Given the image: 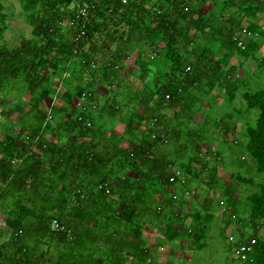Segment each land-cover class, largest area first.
<instances>
[{
	"label": "trees",
	"instance_id": "1",
	"mask_svg": "<svg viewBox=\"0 0 264 264\" xmlns=\"http://www.w3.org/2000/svg\"><path fill=\"white\" fill-rule=\"evenodd\" d=\"M20 1L32 26V37L12 47L0 45V90L11 93L18 82L25 83L29 101H37L30 104V110L38 108V120L33 125L25 120L28 126L36 127L19 140L25 147L18 142L0 147V264H148L154 250L143 242L148 219L167 226L170 241L187 240L192 235L206 238L215 218L209 195L200 203L194 190L188 191L193 193L190 205L194 201V211L172 213L168 209L177 183L188 188L196 171L188 163L184 167L189 178H180L170 160L155 152L157 143L166 144L169 139L160 130L157 110L146 103L144 125L138 131L130 127V132H124L140 131L146 137L139 144L120 149L105 144V120L125 109L118 107L120 94H110L96 118L98 75L101 82L121 85L130 77L128 61L133 56L141 74L154 67L158 79L164 76L160 87L170 93V99L164 98L169 107L201 79L214 80L219 75L242 79L238 59L225 66L224 59H217L218 53L233 58L242 51L238 38L245 37L248 48L255 44L254 37L242 32L244 25L260 29L259 22H251L250 17L264 16V0H223L220 7V0ZM80 6H88L86 16L79 14ZM4 8L0 0L1 36L9 28ZM84 22L86 35L76 40ZM78 63L82 65L78 73L89 74L88 83L85 85L81 76L72 88L64 75L66 71L77 73ZM49 68H54L53 72ZM56 75H62L61 97L67 91L78 92L70 113L58 124L53 122L56 113L66 109L51 104L44 112L41 106ZM52 91L60 92L56 88ZM83 94L88 99L80 105ZM243 97L250 108L260 109L256 124L246 126L244 148L257 172L264 174V89L244 91ZM50 110L53 119L46 123ZM238 127L231 128L235 131ZM184 146L188 149L189 144L180 145ZM106 147L114 159L107 158ZM122 169L124 177L115 183ZM131 171L137 174L135 180ZM211 181L214 189L220 185L234 196L230 200H236L238 193L231 185L259 187L249 194L248 219L238 220L249 232L239 241H255L247 264H264V180L239 171L232 176L234 184L223 185L216 177ZM53 219L67 231H53ZM176 222L179 227L175 228Z\"/></svg>",
	"mask_w": 264,
	"mask_h": 264
},
{
	"label": "rangeland",
	"instance_id": "2",
	"mask_svg": "<svg viewBox=\"0 0 264 264\" xmlns=\"http://www.w3.org/2000/svg\"><path fill=\"white\" fill-rule=\"evenodd\" d=\"M2 1L5 5L4 11L7 13V22L9 24V28L3 36L0 35V45L12 47L27 42L32 37V26L28 19L27 13L23 8L22 2L20 0ZM218 2L219 4L216 5L222 6L223 0H220ZM216 14H218V12H216ZM261 16L263 15H260V17ZM250 18L252 19L251 22L253 23L260 22L257 17L252 16ZM259 26L260 29L257 31H255V28L252 27V33L258 35H256V40H254L255 44L250 45L251 48H248L247 46L246 48L241 47L242 51H235L236 55L233 57V61H235L236 58L238 59L239 67L237 71L242 79H233V77L223 79V75H219L216 77L214 76V80H212L211 78H209V80L205 79L207 81L201 79L202 82L200 81L198 85L192 87L190 86L185 92H182V100L178 101V103L174 105H171L173 109L178 108L177 110L180 113H183V115H185L186 117H189V114L200 115L199 113L201 112L203 115H206L210 118L209 121L214 120L213 118H217V120H219L221 116L225 114H227L228 116L236 114L241 122V125L239 124L238 129H236L235 131L231 130L228 134V137L231 139L232 143L235 142L232 138H239V140L241 141L245 139L244 133H246V124H256L257 119L260 115V109L250 108L243 97L244 91L255 92L260 89H264V22L260 23ZM254 31L257 33H255ZM245 41L247 42V39ZM218 58L224 59L223 63L226 66V61L231 60L232 56L227 55L224 57L222 53H218L217 59ZM133 61L134 57L132 56L131 58H129L128 63L130 67H128L130 68L129 71L133 72L136 77L134 81L140 82L138 85L134 82H123L119 86L117 84L106 82L104 83L101 82V77L99 75V81L97 85L99 92L97 94L98 106L95 108V114H97L96 118L100 115L101 112L104 111V109L103 111L100 109L103 106L104 108L106 107V98L109 97L110 94H120L119 96H122L124 100H126L127 97L132 98V103L134 99L136 106L135 110L133 109V106L129 107V109L124 108L125 110H129L124 111L125 113L123 112L124 116L128 118H125L121 112H117V114H114L113 116L112 114H110L112 117L105 120L107 122V125L103 129L105 130L106 128H110L111 130L117 127L119 130H122L123 132L121 136L123 138V141H121V144L125 146V148L133 140L146 137L144 135H141L140 131L133 133L135 131H138L139 127L141 128V126L144 125L143 118L146 103H148L149 106H153L155 104V101H157L156 98H154L156 94L161 97L159 100H162L163 95L165 98V91L162 89H160L161 91H159L157 90L158 88L156 89L154 86V84H156L157 86V83L154 82L155 79H157L155 81H157L159 84L165 82L163 81L164 76H162L160 72L161 68L158 69V73L162 77L158 79L157 71L156 69H154V71L147 76V80H145V75H141V73H138V71L140 72V70L138 67L137 69L135 68L136 64ZM81 68L82 65L78 63L75 67L77 73L71 74L66 73L67 71L65 72L64 76L67 77V85L70 84V86L73 88L72 84L77 81V78L80 79L81 76L83 77V82L85 83V85L88 83L89 74H87V72L82 74L78 73L80 72ZM53 69L54 68H49V71L53 72ZM44 73L48 74V70H46V72ZM61 76L62 75H56L52 77V83L49 84L48 90L44 92L45 103L41 105L44 106V112L49 109L51 104H55L56 106L66 109V111H60L56 113L55 120L53 121L55 122V124H58V122L62 121L63 118L67 117L78 94V92L72 93L67 91L62 94L61 97V93L64 89L63 86H61ZM122 76H124V72H122ZM144 80L146 82L149 80L151 81L145 84V82H143ZM234 83H236V86L232 87ZM26 87L27 85L25 83L18 82L11 93H9L8 90H0V147H2L5 143L13 142H18L25 147L24 143H21L19 140L23 139V137H26L27 133L30 130L33 131L36 128L35 126H28L25 123L26 120L28 124L33 125L34 120H38V108L30 110V104H36L37 101H35L34 103H32L31 100L29 101L30 96L26 91ZM55 88L58 89V91L60 90L59 94L52 91L55 90ZM228 88H230V90ZM157 91L158 93H156ZM219 95L225 98V100L223 99L221 103H219L217 99L213 100V97H217ZM198 97L200 98V101H198ZM139 100L140 104L138 102ZM203 103L211 104V107H209L208 105L207 107H205ZM123 107L124 105L122 103V110ZM119 120H121L122 123L120 122L117 125V122ZM230 121L231 120L229 119V117H226V119L224 120V122L231 126ZM97 122H99V120H97ZM212 124L216 125L218 129L222 128L221 124H219L218 121H212ZM214 125H212V127H215ZM179 126H181V123H179ZM130 127L132 128L133 132L124 135V132H130ZM182 127L184 129V133H190L186 130V124L182 125ZM198 129L201 128L197 126V130ZM114 130H116V128ZM24 133H26V135H23ZM200 134L201 138L197 140V144L194 143V145H192L191 140H189L188 149L186 148L185 150H183V152L190 151L188 154H186L188 158L184 160L185 162H190L188 161L190 159L189 157H193L194 155H196L197 157L198 151L196 150V148H200L201 146L203 151V148H205L202 144L203 139L206 141L208 140V142L211 141V134L206 128H204L203 132H201ZM50 136L51 134L48 133L47 137L50 138ZM238 147L241 148L240 145H238ZM209 151L210 150H207L206 152ZM234 167L232 168V170L235 169ZM240 172L244 176L252 177L257 181L264 180V174H260L259 172H257L256 164L254 163V161L253 163L251 161V164L249 162L247 167L241 168ZM132 176L137 177L136 174ZM227 177L230 178V175L228 174ZM208 178L210 179V177ZM201 182L202 177L201 181L198 177L192 178L188 188L181 191L178 195L180 198H183V196L189 195L188 191L194 190L197 193L196 200L200 203L203 200L201 199L202 196H210L215 218L211 222L206 238L202 239L201 237H199V235H192L190 237L191 241L189 240L188 243L187 240L183 239L176 240L174 243H172L166 237L165 226L162 228L163 224H156V228H153L152 231H149V234H145L144 236V239L147 238L148 241H154L156 244L155 248H157L153 250V258L149 261L150 263L148 264H247L246 261H242L235 256L234 246L236 243H231L230 236H235V242H237V240L239 241L241 237H247L249 235L248 230L246 231V228L244 230V227H242L240 221L244 222L248 219L250 213L249 194L257 191L259 187L249 184L231 185L235 188V190H237L236 192L238 193H236V200H230L233 199L234 196H231L230 193L225 192V189L219 188L220 185H216V188L214 189V186L210 185L209 183L210 180L208 181V183L205 182L204 184H201ZM178 184L179 183H177V185ZM230 184H234V182H230ZM223 185H229V183H223ZM193 204L195 205L194 201ZM235 204L236 206H238L239 204L236 212ZM193 206L189 207V211L195 210ZM196 208L200 210V206H198V204ZM175 251L176 253L174 254ZM125 264H131V262Z\"/></svg>",
	"mask_w": 264,
	"mask_h": 264
},
{
	"label": "crops",
	"instance_id": "3",
	"mask_svg": "<svg viewBox=\"0 0 264 264\" xmlns=\"http://www.w3.org/2000/svg\"><path fill=\"white\" fill-rule=\"evenodd\" d=\"M262 17H260L259 21L261 20ZM259 25H260V22H259ZM247 32L252 33V27L249 28L248 26L244 25V29H243L242 33H244L246 35V34H248ZM255 33H257V32H255ZM256 35L257 34H254V33H252V35L248 34L249 37H252V38L254 37V39L258 36V35L257 36ZM243 40L245 41V37ZM246 45H247V42H246ZM226 62H229L230 64L235 63V61H233V58L231 60L226 61ZM236 63L238 64V60ZM128 65H129V63H128ZM156 66L158 67L159 65H156ZM137 67L138 66L136 65L135 68L137 69ZM154 69L155 68L153 67V68H151V70L148 71V73L144 74L145 80H147V76L150 75L154 71ZM128 70H130V68ZM139 70H140V68H139ZM138 73H141V70H140V72L138 71ZM141 75H143V74H141ZM135 79H136V77H135L134 73L130 72V77H128L125 80V82H134L138 85L140 82L134 81ZM143 79H144V77H143ZM145 80L143 81V82H145V84L149 83V81H151V80H149L146 82ZM154 82L157 83V86H156V84H154L155 88L156 89L158 88L157 90L161 91L160 90L161 88H159V87L162 86V84H159L157 81H154ZM143 85H144V83H143ZM235 86H236V83H234V85H232V87H235ZM228 89L230 90V88H228ZM162 90H164L165 92L167 91V89H162ZM165 92H164V94H165ZM156 93H158V91ZM118 97H119V103H121V105L118 107H122V103H123L124 108H126V109H129V107H131V106H133L134 110L136 109L134 99H133V103H132V101H131L132 98L127 97V99L124 100L122 98V96H118ZM154 98H156L157 101H155V104L153 106H150V107L154 110H157L155 112V115H157L159 117V119L161 120V123H162L160 125V130H162L164 133H167L168 134L167 136L169 138L168 142L166 144L157 143L155 146V149H156L155 152L157 153L158 156H161V157H164V158L170 160L171 165L173 167V172H175L178 177L185 178V179H186V177L189 178V174L186 171L187 168L184 167V165L190 163L195 168V171H196L195 177L198 176V178H200V181H201V177H202L201 184H204L206 181H208V179H209L208 177H210V183L215 181V180L211 181L214 177H216L218 179L220 178L221 180L224 181V183H228V182L232 181V176L234 174H236L237 172H239L241 170V168L247 167L249 162L251 164L252 160L250 157H248V155L245 151V148H244V142H245L246 137L244 136L245 139H243L242 141L239 140V138H235V139L232 138L235 141L233 143L231 142V139L228 137V134L232 130L231 127H233V129H234V128H236V126H239V124L241 125V122H240V120L236 114H232L230 116L225 114V115L221 116V118L219 120H217V118H213L214 120H211V121H209L210 120L209 117H207L206 115H203L201 112L200 113L198 112L200 115L189 114V117H186L185 115H183V113H180L177 110L178 108L173 109L172 107L166 106L167 101L164 99V95L162 96V100H159L161 97H159L157 94L155 95ZM215 99H217L219 103H221L223 101V99L225 100V98H223L220 95L217 97L216 96L213 97V100H215ZM123 100H124V102H123ZM140 100L138 101L139 104H140ZM198 101H200V98ZM203 104L205 105V107H207V105L209 107H211V104H207V103H203ZM125 106H127V107H125ZM118 107H117V110H119ZM120 112L124 116L125 112L119 111L118 113H120ZM124 117L128 118L126 116H124ZM226 117H229V119L231 120L230 121L231 126L228 125L226 122H224ZM212 121H218L219 124H221L222 128L218 129V127H216V125L212 124ZM120 122L122 123V121L119 120L117 122V125ZM179 123H181V126H179ZM150 124H151V122H150ZM185 124L187 125V131H189L190 133L182 132V130H183L182 125H185ZM212 125H214L215 127H212ZM197 126H199L201 129L197 130ZM246 126H247V124H246ZM115 128H116V130H114ZM115 128L111 129V130H110V128L109 129L106 128L105 130H102V135H104L106 137L105 141L106 142L109 141L108 143L105 142V144L107 146H109L111 143V145H113V146L115 145L116 147H118L117 149L125 148V146H123L121 144V141H123V138L121 136L123 131L119 130L117 127H115ZM204 128L209 130V133L211 134V141L208 142V140L206 141L203 139L202 144L205 147V148H203V151H202L201 146H200V148H196V150L198 151L197 157H196V155H194L193 157H189L190 159L188 161H190V162H185L184 160L187 159L186 154H188L189 151L183 152V150H185L186 148L184 146L182 149L180 147V145H184L185 143H188L189 140H191L192 145H194V143L197 144V142H198L197 140L199 138H201L200 133L203 132ZM119 137H121V138H119ZM140 142H141L140 138H137L131 142L133 144L130 143L127 147L134 146L135 144H139ZM103 143L104 142H101L100 146H102ZM238 145H240L241 148L238 147ZM207 150H210V151L206 152ZM179 151H182V152L180 153ZM104 152L107 155V158L112 157L110 155L111 153L110 154L108 153L109 150L107 147L105 148ZM184 154L186 156H184ZM111 159H114V158L112 157ZM233 167L235 169L232 170ZM127 170L129 172V169H127ZM124 171H125V169L124 170L122 169L120 174H118L121 176L120 178L117 177L113 180L115 183L119 182V180H121L124 177ZM229 171H230V173H229ZM134 174H136V173L131 171V175H134ZM228 174L230 175V178L227 177ZM133 179L135 180L134 176H133ZM178 182H181V179H179ZM176 188H177L176 192L172 191V193H173L172 196L174 194H176L173 196L174 201L173 200L171 201V204L168 205V209L172 213H175V212L179 213L180 211H186V210L188 211L189 207L191 206L190 201L193 200V198H194L193 196H191L193 193L192 194L188 193L189 195H186V196H183V198H180L178 194H180V192L184 190V186L180 185V183H179L178 185H176ZM194 195L197 197L196 192ZM157 197L161 198V195H157ZM201 199H204V197L202 196ZM201 203H203V200L201 201ZM185 206H186V209H184ZM145 223L146 224L144 227V235L143 236H145V234L146 235L149 234V231H152L153 228H156V224H157V223L151 222L149 219ZM176 227H179L177 222L175 224V228ZM162 228H163V226H162ZM166 229H167V226H165V234H166ZM176 240H179V239H176ZM176 240H173L171 242L174 243ZM187 240H190V239L187 238ZM143 242L148 243V246L152 247L153 249H157V248H155L156 244L154 241H152V240L148 241V239L146 238L143 240ZM175 253H176V251L174 252V254Z\"/></svg>",
	"mask_w": 264,
	"mask_h": 264
},
{
	"label": "built area",
	"instance_id": "4",
	"mask_svg": "<svg viewBox=\"0 0 264 264\" xmlns=\"http://www.w3.org/2000/svg\"><path fill=\"white\" fill-rule=\"evenodd\" d=\"M87 7L88 6H80L79 7V14H82V15L86 16ZM85 25H86V22H84V25L82 26L81 32L76 36V40L84 38V36L86 35ZM247 33L249 35H252L251 32H247ZM237 40H238V45L240 47L246 48L247 45L245 44L244 40L239 39V38ZM190 69L191 68L188 67V70H190ZM88 96H89V94H88ZM165 96H166L167 99H170V93H167ZM86 99H88L87 95L83 94L82 97L80 98V103L79 104L83 105V103L85 102ZM97 106L98 105H94V108H96ZM51 112L52 111L50 110V112L48 113V117L46 119V123L53 119V116H52ZM88 124L90 125L91 123H88ZM153 137H156V135H153ZM50 228L53 231H67L66 226L63 225L58 219H53L51 221ZM235 240H236L235 236L231 235L230 236L231 243H236L235 246H234V254H235V256L237 258H239L240 260L247 262L249 260L250 253L253 251V247H254L255 241H252L251 244H243V243H241V241L237 240V242H235Z\"/></svg>",
	"mask_w": 264,
	"mask_h": 264
}]
</instances>
